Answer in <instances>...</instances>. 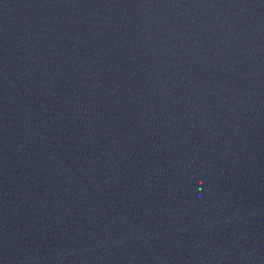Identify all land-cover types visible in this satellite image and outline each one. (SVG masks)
I'll list each match as a JSON object with an SVG mask.
<instances>
[{
	"label": "water",
	"instance_id": "1",
	"mask_svg": "<svg viewBox=\"0 0 264 264\" xmlns=\"http://www.w3.org/2000/svg\"><path fill=\"white\" fill-rule=\"evenodd\" d=\"M0 264H264V0H0Z\"/></svg>",
	"mask_w": 264,
	"mask_h": 264
}]
</instances>
